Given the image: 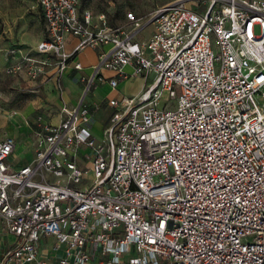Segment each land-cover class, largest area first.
<instances>
[{
    "label": "built area",
    "instance_id": "1",
    "mask_svg": "<svg viewBox=\"0 0 264 264\" xmlns=\"http://www.w3.org/2000/svg\"><path fill=\"white\" fill-rule=\"evenodd\" d=\"M31 1L48 59L19 52L6 74L55 67L61 91L80 50L105 49L60 123L36 118L26 166L10 167L15 139H0V264H264V0H174L117 28L78 0ZM137 77L153 81L108 102L96 139L85 97Z\"/></svg>",
    "mask_w": 264,
    "mask_h": 264
},
{
    "label": "rangeland",
    "instance_id": "2",
    "mask_svg": "<svg viewBox=\"0 0 264 264\" xmlns=\"http://www.w3.org/2000/svg\"><path fill=\"white\" fill-rule=\"evenodd\" d=\"M155 7L156 0H79L80 9L87 8L93 13L104 14L112 28L121 27L139 18L147 19ZM258 32L256 28V34ZM43 35L44 28L39 9L31 0H0V139L9 134L11 125H15L13 120L21 113L25 102L36 96L41 97V86L38 84L40 79H31L27 75L25 78L9 75L5 73V69L17 61L19 52L36 60L48 59L36 53L34 49ZM74 75L75 83L69 82L66 85V92L82 88V84L78 82L82 74ZM137 78L132 84H126L123 91H132L141 84L147 87L153 81L151 77H148V80L143 77ZM103 93L116 94L104 90ZM161 101L162 105L175 106V100L169 101L168 93L162 94ZM21 140L22 137L15 139L14 157L9 159L14 165L19 163L18 150ZM91 176L90 173L88 178L91 179ZM8 241L13 243L14 239L8 237Z\"/></svg>",
    "mask_w": 264,
    "mask_h": 264
},
{
    "label": "crops",
    "instance_id": "3",
    "mask_svg": "<svg viewBox=\"0 0 264 264\" xmlns=\"http://www.w3.org/2000/svg\"><path fill=\"white\" fill-rule=\"evenodd\" d=\"M172 1L174 0H156V7L153 10H155L159 6H163ZM186 7L193 9V10L196 8L193 1L186 2ZM77 8H78L79 13H81L83 10H89L92 12V10L87 9V8L80 9L79 0H78ZM39 12H40V16L43 22L40 9H39ZM92 14L94 16H97L102 13L92 12ZM126 24L127 23L121 26H124ZM43 28H44V22H43ZM152 30H153V26H149L146 29H144L140 35V38H148L150 34L152 33ZM44 37H45V30H44L43 38ZM77 43H78L77 38L70 36V35L66 36L65 38L66 51L71 52L73 48L77 45ZM104 49L105 48L102 46H96V47L87 46L83 48L82 50H80L75 55V61H78L81 63L82 70L77 71V70H74L72 66H68L66 70H64L62 77H61V91L58 90L56 86V81H55L56 68L55 67L49 68L48 73L46 74L45 77L38 78L40 79V81H38V84L41 86V89H40L41 97L36 96L28 100L27 102H25L21 113L19 115H16V117L13 120L15 125L13 126L11 125L8 131L9 134L7 136L13 137L14 139H19L20 137H22V140L20 141V147L18 150V159H19L18 165H14L12 162L9 161L11 157H14V153L16 149V141H15V149L8 158V164L13 170L15 171L20 170L21 168L26 166L33 158L34 144H35V131L37 130L36 118L38 116H41L44 122L52 126H57L61 122L62 106L66 105L68 107H73L78 104V101L82 97V93H83V84L80 82V79L82 77H86L91 74L93 67L97 64L99 54ZM75 73L82 74L81 78L78 80V82L82 84V88L80 90L74 89V91H71L70 93L66 92V85L69 82L75 83V80H74ZM102 75L105 78L115 77V75L109 71H103ZM25 76L26 74L22 73L17 77L25 78ZM136 79L138 78H130L128 80H118V84L115 88H112L108 83L98 84L96 88L92 90L85 97V102L88 103L89 105L91 106L98 105V108L93 113L91 124H90V131L96 139H100L102 137L103 131L107 127L109 123V119L113 112V109L109 106L108 102L110 100H119L122 97H132V96L137 95L141 91L143 84H141L138 88H134L132 91H127V92L123 91V87L126 84H132ZM62 85H63V88H62ZM103 90L110 92V93H116V94L112 95L109 93H103ZM82 167L87 168V165H82Z\"/></svg>",
    "mask_w": 264,
    "mask_h": 264
}]
</instances>
